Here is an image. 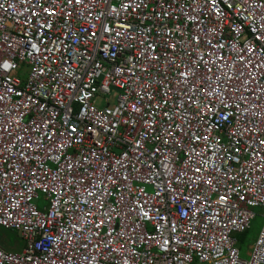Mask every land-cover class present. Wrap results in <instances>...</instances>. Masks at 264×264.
Segmentation results:
<instances>
[{"label": "built area", "instance_id": "obj_1", "mask_svg": "<svg viewBox=\"0 0 264 264\" xmlns=\"http://www.w3.org/2000/svg\"><path fill=\"white\" fill-rule=\"evenodd\" d=\"M256 209L264 0H0V264H264Z\"/></svg>", "mask_w": 264, "mask_h": 264}, {"label": "rangeland", "instance_id": "obj_2", "mask_svg": "<svg viewBox=\"0 0 264 264\" xmlns=\"http://www.w3.org/2000/svg\"><path fill=\"white\" fill-rule=\"evenodd\" d=\"M119 91L113 88V94L110 96V100H114ZM98 105L104 106L106 103V99L104 97H100L97 100ZM114 103V101H112ZM43 198H41L40 204ZM45 204V203H44ZM257 216L253 220L251 228L246 234H238L236 238L238 239V247L241 250V257L244 260H248L250 257V252L252 248L255 246L256 241L258 239L259 233L262 229V223L264 218L261 215V209H256ZM0 244L3 248L9 252L19 253L22 251L24 247L23 239L18 235L17 232L6 229L4 227H0Z\"/></svg>", "mask_w": 264, "mask_h": 264}, {"label": "trees", "instance_id": "obj_3", "mask_svg": "<svg viewBox=\"0 0 264 264\" xmlns=\"http://www.w3.org/2000/svg\"><path fill=\"white\" fill-rule=\"evenodd\" d=\"M244 234H246V233H244ZM21 252V251H20Z\"/></svg>", "mask_w": 264, "mask_h": 264}, {"label": "crops", "instance_id": "obj_4", "mask_svg": "<svg viewBox=\"0 0 264 264\" xmlns=\"http://www.w3.org/2000/svg\"><path fill=\"white\" fill-rule=\"evenodd\" d=\"M3 247V246H2Z\"/></svg>", "mask_w": 264, "mask_h": 264}]
</instances>
